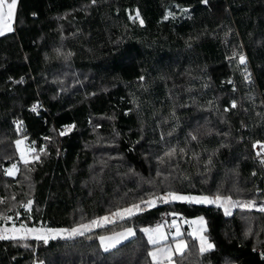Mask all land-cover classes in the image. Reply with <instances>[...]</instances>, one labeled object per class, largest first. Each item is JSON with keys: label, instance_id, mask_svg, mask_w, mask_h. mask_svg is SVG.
<instances>
[{"label": "trees", "instance_id": "1", "mask_svg": "<svg viewBox=\"0 0 264 264\" xmlns=\"http://www.w3.org/2000/svg\"><path fill=\"white\" fill-rule=\"evenodd\" d=\"M172 3L190 15L163 25ZM136 11L143 25L130 18ZM20 138L35 149L27 166ZM257 141L264 142V0H17L13 29L0 35V213L71 229L169 190L221 187L259 201ZM12 163L15 177L4 174ZM29 199L31 212L20 206ZM163 210L204 217L215 246L201 255L185 233L179 264H264V213L234 208L227 216L179 201L84 235L0 240V264H152L154 245L142 229ZM127 228L135 236L101 247V236Z\"/></svg>", "mask_w": 264, "mask_h": 264}, {"label": "snow or ice", "instance_id": "2", "mask_svg": "<svg viewBox=\"0 0 264 264\" xmlns=\"http://www.w3.org/2000/svg\"><path fill=\"white\" fill-rule=\"evenodd\" d=\"M204 3H207V0H203ZM92 3H96V0H92ZM17 8V0H0V35H4L5 30L12 31L11 21L14 17ZM186 11V10H185ZM169 15H174V13H169ZM134 20H139L140 24L143 25L144 21L140 18L139 11H136L134 17H130ZM168 17L166 16L165 19ZM236 56V53L233 54V58ZM239 63L245 64L246 58L244 55H239ZM143 80V77H140ZM246 79H251L250 74L246 77ZM236 102L233 101L231 103V107L235 108ZM35 110V108L33 109ZM226 111L228 109H225ZM23 122L20 121L17 124V131H20ZM73 126L66 127L65 129L60 131V135L64 136L72 131ZM191 139L196 140L197 136L195 134H191ZM48 139V138H45ZM23 143L22 140H16L15 144L20 151V158L27 166L30 161L27 158L26 152L35 151V149H20V145ZM259 145V151L256 152L257 157H261L264 154V143H260L257 141L254 143L253 147L256 148ZM43 151V149H41ZM183 151V149H181ZM176 153V149L173 148L168 152H165V156L172 157ZM40 157L37 155L34 157V160L38 161ZM160 162H164V157L159 158ZM261 163L264 164V159H261ZM20 169L17 167V164L12 163L10 167L4 169V174L10 177H15ZM162 175L161 172H157V176ZM255 175V173H253ZM236 193L232 191L225 192L221 187H218L217 190L210 194H200V195H185L181 194L174 190L166 191L163 195H155L152 194L149 198L144 199L141 198L139 203H133L129 207H125L123 209H119L112 213V216H115L121 220L132 217L136 215L138 212H142L145 210L141 205H146L148 208H154L157 205V202L161 203H171V202H185L188 204L195 205H214L217 208H221L224 211V214L227 216L232 215V209H246L248 211L256 210L261 213H264V202L258 203L255 198L240 200L234 199V195ZM7 198H0V204L5 203ZM15 200V196L12 197ZM34 201L29 199L25 203H22L20 206L23 207L27 212L32 211V205ZM10 210V209H9ZM171 216H177L178 213L171 212L168 213ZM19 214H17V218ZM13 218L5 215L4 213H0V220L11 221ZM111 216H103L98 219L92 220L90 223H81L76 227L71 229H37L28 227L23 222L17 227L15 224L11 228H4L0 231V240L7 239H27L29 234H35L34 238L38 240H42L44 243H47L49 238H55L56 235H60L63 233H67L69 237H73L76 235H84L85 231H91L92 226L95 225L97 227L102 226L103 223H112ZM191 224H199L201 228L198 230H194L189 232L188 235L192 236L193 239L198 240L199 242V252L203 255L206 252H209L214 249V245L208 240V237L203 235V233L207 230L206 221L204 217H199L190 221ZM173 226H175V221H173ZM143 232L148 233V243L151 245H157L161 241L166 240L168 237L164 234L162 230V225H157L155 229L145 228L142 229ZM22 233V234H21ZM251 234V229H249L246 235ZM183 234L180 229L177 227L175 232V245L174 247H154L152 251L148 252V255L152 258V264H179V261L174 259L175 256H183L185 251L188 249L189 245L184 239H180ZM135 236V232L132 228H127L123 232L113 233L111 236H101L99 239L101 243L104 245V250L108 251L110 248H115L117 244H119L122 240H126L129 237Z\"/></svg>", "mask_w": 264, "mask_h": 264}, {"label": "rangeland", "instance_id": "3", "mask_svg": "<svg viewBox=\"0 0 264 264\" xmlns=\"http://www.w3.org/2000/svg\"><path fill=\"white\" fill-rule=\"evenodd\" d=\"M186 10V11H185ZM169 13H174V15H169ZM190 15V9H189V7H186V6H183V5H180V4H176V3H172V4H169L167 7H166V10H165V14H164V16H163V18H162V24L163 25H166V24H174V23H176L178 20H180V19H182V18H185V17H187V16H189ZM14 16H15V14H14ZM135 16V13H133L132 15H131V17H134ZM168 17L167 19H165V17ZM13 25H14V17H13V19H12V21H11V26H12V29H13ZM7 32H10V31H7V30H5V33H7ZM19 140H22L23 141V143L20 145V149H24V150H27V149H29L27 146H26V144H25V141H24V139L23 138H20ZM18 149V148H17ZM18 152H19V156H20V151L18 150ZM26 155H27V158L28 159H30V151H28V152H26ZM260 158V157H259ZM21 159V158H20ZM259 160H261V159H259ZM161 195H163V194H161ZM137 203H139V202H137ZM130 205H128V206H126V207H129ZM143 208H148L146 205H141ZM123 208H125V207H123ZM123 208H120V209H123ZM117 210H119V209H117ZM117 210H115V211H117ZM115 211H112V212H109V213H107V214H103V215H101V216H98V217H96V218H94L93 220H95V219H98V218H100V217H103V216H111L112 217V220L114 221V220H117V219H119V218H117V217H115V216H112V213H114ZM10 217H12L13 219L11 220V221H4V220H2V221H0V231H2L4 228H11L12 226H13V224H15L17 227H19V225L23 222L24 224H26L28 227H31V228H37V229H45V230H47V229H49V228H43V227H39V226H29L26 222H25V220H22V219H19V217L17 218V217H13V216H10ZM199 217H201V216H199ZM198 217V218H199ZM92 221V220H91ZM91 221H88V222H85V223H90ZM105 224H108V223H103L102 225H105ZM97 226H95V225H93L92 226V229L93 228H96ZM194 228V229H193ZM191 230H190V232H192V231H194V230H198L199 228H201V225H194V227H193ZM152 229V228H151ZM56 230H59V229H56ZM86 232V231H85ZM123 232V231H122ZM22 234V233H21ZM67 233H63V234H60V235H56V236H62V235H66ZM29 235H32V236H35V234H29ZM111 235H113V234H111ZM111 235H105V236H111ZM145 235H148V233H145ZM203 235H204V233H203ZM173 236V235H172ZM185 240V239H184ZM122 241H124V240H122ZM121 241V242H122ZM197 242H198V240H197ZM100 244H101V247L104 249V245L101 243V241H100ZM175 245V244H174ZM198 245H199V242H198ZM172 247H174V246H172Z\"/></svg>", "mask_w": 264, "mask_h": 264}, {"label": "built area", "instance_id": "4", "mask_svg": "<svg viewBox=\"0 0 264 264\" xmlns=\"http://www.w3.org/2000/svg\"><path fill=\"white\" fill-rule=\"evenodd\" d=\"M41 107L42 106L40 105V101H38L31 106V110L32 111H38ZM34 108H35V110H33ZM20 121L21 120L18 118L13 119V123H14L16 130H17V124ZM22 128H23V124H22L21 129ZM260 143H264V142H260ZM254 149H255V152L259 151V145ZM257 158L258 159H264V154H262V156L260 158L259 157H257ZM262 168L264 170V164L262 165ZM262 178H263L262 179L263 180V186H262V188H260L258 190L262 194V199L257 201L258 203L264 202V172H263ZM171 212H173V211H171V210L161 211L150 223L147 224L146 227L151 229V228L157 227V225H162V227L166 230L167 233H171L174 229L173 221H175V223L177 224V223H180V221L182 219V216H180V215H177V216L168 215V213H171Z\"/></svg>", "mask_w": 264, "mask_h": 264}, {"label": "crops", "instance_id": "5", "mask_svg": "<svg viewBox=\"0 0 264 264\" xmlns=\"http://www.w3.org/2000/svg\"><path fill=\"white\" fill-rule=\"evenodd\" d=\"M147 209V208H145ZM199 216L197 217H183L182 216V219L180 221V223H175V226H174V229L171 233H167L166 230L162 227V230L164 232V234L168 237L166 240H163L161 241L160 243L164 242L163 244H160L159 246H154V247H168V246H174L175 244V232H176V228L178 227L181 231L182 234H185V233H189L190 230L194 227L195 224H191L189 223L190 221L194 220V219H197ZM198 225V224H196ZM156 228V227H155ZM155 228H152V229H155ZM194 229V228H193ZM192 229V230H193ZM173 235V236H172ZM147 237V240H148V235H146ZM180 239H185L183 237H179ZM186 241V239H185ZM187 242V241H186ZM153 247V248H154ZM153 248L150 250L152 251Z\"/></svg>", "mask_w": 264, "mask_h": 264}]
</instances>
